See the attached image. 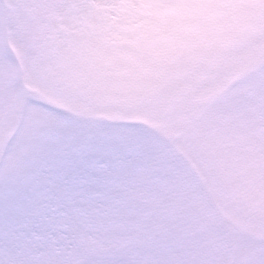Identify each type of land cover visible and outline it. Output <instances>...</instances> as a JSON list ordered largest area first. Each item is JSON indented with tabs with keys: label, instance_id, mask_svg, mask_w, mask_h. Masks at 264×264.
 <instances>
[{
	"label": "rangeland",
	"instance_id": "1",
	"mask_svg": "<svg viewBox=\"0 0 264 264\" xmlns=\"http://www.w3.org/2000/svg\"><path fill=\"white\" fill-rule=\"evenodd\" d=\"M7 3L0 264H264V0Z\"/></svg>",
	"mask_w": 264,
	"mask_h": 264
},
{
	"label": "clouds",
	"instance_id": "2",
	"mask_svg": "<svg viewBox=\"0 0 264 264\" xmlns=\"http://www.w3.org/2000/svg\"><path fill=\"white\" fill-rule=\"evenodd\" d=\"M24 103L27 104V101L25 100Z\"/></svg>",
	"mask_w": 264,
	"mask_h": 264
},
{
	"label": "trees",
	"instance_id": "3",
	"mask_svg": "<svg viewBox=\"0 0 264 264\" xmlns=\"http://www.w3.org/2000/svg\"><path fill=\"white\" fill-rule=\"evenodd\" d=\"M66 2V1H65Z\"/></svg>",
	"mask_w": 264,
	"mask_h": 264
}]
</instances>
